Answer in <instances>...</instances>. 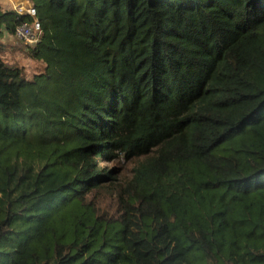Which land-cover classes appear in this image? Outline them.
Masks as SVG:
<instances>
[{"label": "trees", "instance_id": "obj_1", "mask_svg": "<svg viewBox=\"0 0 264 264\" xmlns=\"http://www.w3.org/2000/svg\"><path fill=\"white\" fill-rule=\"evenodd\" d=\"M29 1L37 72L0 46V264H264V0ZM7 2L0 38L31 20Z\"/></svg>", "mask_w": 264, "mask_h": 264}, {"label": "rangeland", "instance_id": "obj_2", "mask_svg": "<svg viewBox=\"0 0 264 264\" xmlns=\"http://www.w3.org/2000/svg\"><path fill=\"white\" fill-rule=\"evenodd\" d=\"M0 2H4L5 4L8 5L7 0H0ZM9 6V5H8ZM18 38V37H17ZM21 42V47H13L14 49L10 48L6 53H2L3 60L9 67H22L24 68V71L26 74H28L31 77V74H34L37 72V69L39 67V64L30 59L29 57L26 56V43L25 40H21L18 38ZM31 46V45H30ZM34 47V46H32ZM5 57V58H4ZM111 165L116 166V163H112ZM136 165L135 161L132 162H121V167L123 168V173L120 176V182L121 183H126L132 179L133 176V169Z\"/></svg>", "mask_w": 264, "mask_h": 264}, {"label": "built area", "instance_id": "obj_3", "mask_svg": "<svg viewBox=\"0 0 264 264\" xmlns=\"http://www.w3.org/2000/svg\"><path fill=\"white\" fill-rule=\"evenodd\" d=\"M13 2L16 4L15 9L20 14H26L32 18L31 22H27V24L17 29V37L25 40L27 45H37L42 37V28L37 19V10L28 1L20 0L19 2Z\"/></svg>", "mask_w": 264, "mask_h": 264}, {"label": "crops", "instance_id": "obj_4", "mask_svg": "<svg viewBox=\"0 0 264 264\" xmlns=\"http://www.w3.org/2000/svg\"><path fill=\"white\" fill-rule=\"evenodd\" d=\"M9 1L13 4L14 7L16 6V4L13 2L14 0H9ZM23 1L27 2L28 0H23ZM0 4L3 7H7V5L4 2H0ZM21 43L23 42H21L16 36H11L3 30L2 37L0 38V46L6 47V50L2 51L1 53L3 52L6 53L8 50H10V48L14 49L15 47H21Z\"/></svg>", "mask_w": 264, "mask_h": 264}, {"label": "clouds", "instance_id": "obj_5", "mask_svg": "<svg viewBox=\"0 0 264 264\" xmlns=\"http://www.w3.org/2000/svg\"><path fill=\"white\" fill-rule=\"evenodd\" d=\"M28 2H29V0H28ZM29 3H30V2H29ZM30 4H31V3H30ZM31 5H32V4H31ZM32 6H33V5H32ZM28 17H29V16H28ZM30 18H31V17H30ZM37 19H38V16H37ZM38 20H39V19H38ZM31 21H32V18H31V20L28 21V23L31 22ZM39 23H40V22H39ZM40 25H41V24H40ZM42 34H43V30H42ZM40 40H41V39H40ZM39 42H40V41H39ZM37 45H38V44H37ZM37 45H35L34 47H36Z\"/></svg>", "mask_w": 264, "mask_h": 264}, {"label": "bare ground", "instance_id": "obj_6", "mask_svg": "<svg viewBox=\"0 0 264 264\" xmlns=\"http://www.w3.org/2000/svg\"><path fill=\"white\" fill-rule=\"evenodd\" d=\"M14 1L19 2L20 0H14Z\"/></svg>", "mask_w": 264, "mask_h": 264}]
</instances>
